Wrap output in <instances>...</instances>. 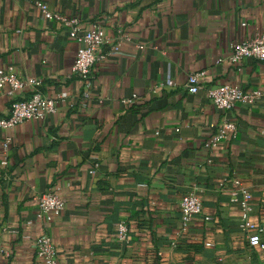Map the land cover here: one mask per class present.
<instances>
[{
  "label": "crops",
  "instance_id": "obj_1",
  "mask_svg": "<svg viewBox=\"0 0 264 264\" xmlns=\"http://www.w3.org/2000/svg\"><path fill=\"white\" fill-rule=\"evenodd\" d=\"M36 1L77 17L81 29L100 24L104 52L119 42L94 64L88 97L71 73L78 43ZM263 30L264 0H0V67L38 80L58 101L42 120L0 129V142L12 138L8 165H0V248L9 254L0 264H42L33 249L42 233L58 264L142 263L176 243H203V253L221 259L247 245L229 188L238 179L254 216L264 208V60L234 66L228 57L233 42ZM199 70L205 86L189 93L187 77ZM167 79L173 85L161 87ZM224 83L262 96L221 111L206 89ZM133 93L135 103L125 106ZM10 103L0 88V117ZM227 118L237 138L207 150L213 126ZM50 188L64 209L39 220L38 196ZM188 192L203 213L185 226L179 201ZM119 221L128 225L125 242L116 238Z\"/></svg>",
  "mask_w": 264,
  "mask_h": 264
},
{
  "label": "built area",
  "instance_id": "obj_2",
  "mask_svg": "<svg viewBox=\"0 0 264 264\" xmlns=\"http://www.w3.org/2000/svg\"><path fill=\"white\" fill-rule=\"evenodd\" d=\"M36 7L41 11L44 18L54 20L61 26L68 29V35L77 43L75 58L71 67L72 75L76 76L84 86V97L89 95V87L93 76L92 70L96 62L105 59L106 56L114 54L119 42H116L109 51L104 52L103 46L108 43L104 28L94 23L88 29H81L80 20L77 17H65L60 13L51 11L47 4L42 1L35 2ZM246 23L242 22L241 26ZM244 58L264 60V30L251 38H245L233 42L229 62L240 65ZM206 71L199 70L188 75L186 89L189 93H197L202 89ZM40 82L34 78H22L17 75L13 66L0 67V88H7V94L11 98L9 113L0 117V129L9 130L27 120H42L52 114L57 108V99L52 98L39 90ZM173 82L167 79L160 86H172ZM208 100L219 110L229 111L237 103L247 105L255 104L262 93L258 89H243L239 85L224 83L212 85L206 89ZM61 98V97H60ZM137 95L131 94L121 102L125 106L135 103ZM238 129L233 119H224L213 126V133L203 146L207 150H216L225 143L236 139ZM12 138L6 134L0 142V165H8V153ZM91 173L94 170L90 171ZM223 185V183H221ZM233 186L229 188V201L237 206L239 210V227L243 232L247 246L255 249L264 261V208L260 207L257 215L254 216L253 197L249 189L238 179L232 180ZM37 218L39 220L57 219L63 209L64 200L50 188L38 196ZM180 216L183 225L187 226L190 221L203 213V204L200 197L195 193L183 194L179 201ZM254 216V217H253ZM205 216L204 220H209ZM129 229L126 221H119L116 224V238L120 242L128 239ZM210 246L211 243H205ZM34 255L42 264H58L57 252L50 237L46 233L37 236L33 241ZM9 255L0 248V254Z\"/></svg>",
  "mask_w": 264,
  "mask_h": 264
},
{
  "label": "rangeland",
  "instance_id": "obj_3",
  "mask_svg": "<svg viewBox=\"0 0 264 264\" xmlns=\"http://www.w3.org/2000/svg\"><path fill=\"white\" fill-rule=\"evenodd\" d=\"M135 264H264L260 254L255 249L247 247L246 243L242 249L233 253H227V257L221 259L210 257L202 251L187 249H175L167 254L159 255V259L151 258L142 263Z\"/></svg>",
  "mask_w": 264,
  "mask_h": 264
},
{
  "label": "trees",
  "instance_id": "obj_4",
  "mask_svg": "<svg viewBox=\"0 0 264 264\" xmlns=\"http://www.w3.org/2000/svg\"><path fill=\"white\" fill-rule=\"evenodd\" d=\"M187 249V250H192V251H202L203 252V243H176L175 249ZM159 255L158 251L156 250V252L154 254H152V258L155 259H159Z\"/></svg>",
  "mask_w": 264,
  "mask_h": 264
}]
</instances>
